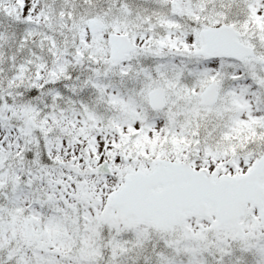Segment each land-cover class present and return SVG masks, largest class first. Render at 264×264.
Listing matches in <instances>:
<instances>
[{"label": "snow or ice", "instance_id": "obj_1", "mask_svg": "<svg viewBox=\"0 0 264 264\" xmlns=\"http://www.w3.org/2000/svg\"><path fill=\"white\" fill-rule=\"evenodd\" d=\"M0 264H264V0H0Z\"/></svg>", "mask_w": 264, "mask_h": 264}]
</instances>
